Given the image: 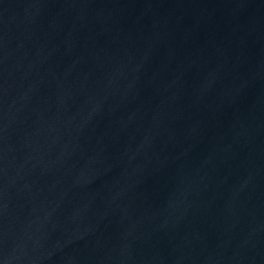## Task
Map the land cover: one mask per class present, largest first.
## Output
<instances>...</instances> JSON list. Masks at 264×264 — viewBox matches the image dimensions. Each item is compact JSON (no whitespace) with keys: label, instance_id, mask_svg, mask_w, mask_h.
Returning a JSON list of instances; mask_svg holds the SVG:
<instances>
[{"label":"water","instance_id":"water-1","mask_svg":"<svg viewBox=\"0 0 264 264\" xmlns=\"http://www.w3.org/2000/svg\"><path fill=\"white\" fill-rule=\"evenodd\" d=\"M0 264H264V0H0Z\"/></svg>","mask_w":264,"mask_h":264}]
</instances>
